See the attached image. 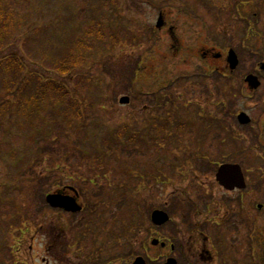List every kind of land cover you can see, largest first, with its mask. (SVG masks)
<instances>
[{"label": "rangeland", "instance_id": "obj_1", "mask_svg": "<svg viewBox=\"0 0 264 264\" xmlns=\"http://www.w3.org/2000/svg\"><path fill=\"white\" fill-rule=\"evenodd\" d=\"M241 2L0 0V58L16 52L26 75L0 69V264H128L132 257L121 255L130 250L133 259L161 261L153 238L177 245L165 254L179 262L210 251L214 264H251L261 254L264 88L251 91L242 80L256 59L230 74L225 59L202 58H226L229 49L240 56L245 18L256 16L264 31V4ZM160 15L165 27L157 30ZM68 59L77 61L72 76L57 73ZM43 80L75 93L81 116L51 95L39 117L27 118ZM18 83L24 91L9 107ZM241 113L250 125H240ZM166 119L160 150L154 142ZM128 128L141 132L129 146ZM224 164L242 168L246 191L218 185ZM70 188L82 207L71 217L45 202ZM156 210L171 217L159 237Z\"/></svg>", "mask_w": 264, "mask_h": 264}, {"label": "flooded vegetation", "instance_id": "obj_2", "mask_svg": "<svg viewBox=\"0 0 264 264\" xmlns=\"http://www.w3.org/2000/svg\"><path fill=\"white\" fill-rule=\"evenodd\" d=\"M261 2H262V4H264L263 1H261ZM256 3H257V1H253V0H249V2L242 0V2L240 4L244 8H246L250 5L252 7L256 6V8H257L260 3H257V4ZM255 18H256V16H255ZM255 18L254 19H250V18L243 19L244 24L242 25V33H241V41H240V48H241L240 57H243V59L241 60V58L239 57V60H240L239 68L246 65L247 61L249 60V57L250 58L255 57V59H256L255 60V63H256L255 69L252 70L248 74L244 71L242 80L244 82V85L245 86L247 85V87H249L248 83H247V78L249 76H254L260 82V86H259L260 88L259 89H262V88H264V83H263V81H264V31H263V29H261L259 20L255 19ZM209 56L212 57L213 54L212 53L203 54L204 58H207ZM234 73H235V71L230 72V74H234ZM259 89L255 90V91H258ZM259 102H260V104H264V100L259 101ZM175 116L176 115H174V117ZM176 118H177V116H176ZM161 123H165V122L160 121V124ZM159 147H160V150L164 149V147L161 146V144L159 145ZM155 180H157V179H155ZM158 182H161V180L160 181L158 180ZM159 184L161 185V183H159ZM246 190H247V188H245L244 190H235L234 192H244ZM59 192L63 195H66V196L68 195L67 190H63V191H59ZM228 193H230V192H228ZM77 200H78V198H77ZM193 210L195 211V208H193ZM263 210H264V206L259 205L258 211L262 213ZM61 214L69 216V217L78 215V214H71V213H67V212H63V211H61ZM192 214L196 215L195 212H192ZM222 219H224V218H222ZM170 222H171V218H170L169 223ZM169 223H166L160 227L153 226V233L157 235L159 233V231L161 229H163L164 227H166ZM150 238H149V240H150ZM153 241H156L157 243L156 244L151 243V246L154 249H160L159 258L160 259L162 258L161 261L159 259L153 260L149 257V255H146L145 257H137V258L133 259L132 250H130L129 252H127L126 254H123L121 256H125V258H128V260L131 259V257H132V259L129 261L128 264H133L138 258H143L145 260V264H167L169 258H168V255L165 254V252L168 249H170V251L172 253H176V251L179 250L177 248V245H174L172 243L170 244L166 240H161L160 238H156V239L153 238ZM147 250H148V248L145 247L144 251L147 252ZM206 255L208 258H205L203 256V258L200 260L189 259V260H185L182 262H179L176 259H174V260L176 261V264H214V263H216L215 259L217 257L215 256L214 253L207 251ZM117 257H118V255H115V258H117ZM121 261H122V259H121ZM117 262H119V260H115V262H113V263H117Z\"/></svg>", "mask_w": 264, "mask_h": 264}, {"label": "trees", "instance_id": "obj_3", "mask_svg": "<svg viewBox=\"0 0 264 264\" xmlns=\"http://www.w3.org/2000/svg\"><path fill=\"white\" fill-rule=\"evenodd\" d=\"M210 43H213V40H211L209 38V44ZM10 46V45H9ZM10 48V47H9ZM6 51V50H5ZM18 56L16 54V52H11L9 56H3L0 58V69H5V70H8V69H16L18 71H20V73L18 72V74H20V77L18 78L19 79H22V75H23V72L25 69H22L19 65V59ZM2 58H5L6 60H3ZM71 59V57H70ZM68 59V61H64L63 65L60 66L59 65V68L56 70L57 73H61L62 75H68V76H72L71 75V72L73 71V68H76V64H77V61H75V63L73 64L72 63V59L70 60ZM75 59V58H74ZM74 66V67H72ZM202 73V72H201ZM13 73H11V76H12ZM144 73H139V78H143L144 79ZM6 83L5 81L2 82V85ZM80 83V82H79ZM20 83L18 84H13L12 86V89L10 91H15L17 93V85H19ZM24 90H21L16 94L12 95L9 99L7 100L9 103H8V106L9 107H17L15 105V102L19 101V97L20 95L23 93ZM77 92V91H76ZM75 93H73L68 87H66L65 85L57 82V81H53V80H43V81H40V84H39V88L37 89V91H34L33 93V96H30L28 98V101H33L35 102L32 103V105H34L33 108H31V110L29 112H27L25 115L27 118H31L33 117L35 114L39 115V110L41 109V105L45 102V100L47 98H50L51 95H53V97L57 98V99H61V100H65L63 103L64 105L66 106V108L70 109V111L72 112H77L76 113L77 115L81 116V112H82V109L79 111V107L82 105V102L79 101V99H77V95H73ZM50 96V97H49ZM69 99V100H68ZM76 102L78 104V106H76ZM76 106V107H75ZM66 109V110H67ZM68 109V110H69ZM6 115H9L10 117H13V113L12 112H4ZM65 115L67 114V111L64 113ZM0 115H1V112H0ZM72 115V114H70ZM170 123V119H168L167 121H165V125H166V128H167V125H169ZM209 124V123H208ZM33 125V124H31ZM126 132V140H127V146H129L131 144V141L133 140L134 136H133V132L130 128L126 129L125 130ZM108 146L107 148L111 149V151L113 150L114 146L117 144L118 140H116V137L113 136L112 133H110V135H108ZM103 154V153H100V155ZM254 254L255 258L254 257H250V260H251V264H264V248H262V252L260 255H256L255 253H252ZM250 254V256L252 255Z\"/></svg>", "mask_w": 264, "mask_h": 264}, {"label": "water", "instance_id": "obj_4", "mask_svg": "<svg viewBox=\"0 0 264 264\" xmlns=\"http://www.w3.org/2000/svg\"><path fill=\"white\" fill-rule=\"evenodd\" d=\"M163 26H164V21L163 18L160 17L157 28L161 29ZM227 61L230 65L231 70L234 71L239 63L238 58L234 51H231L229 53V57ZM248 81L253 88H257L259 86L257 80L253 77H250ZM120 103L122 105L129 104L130 99L128 97L122 98L120 100ZM238 120L241 125H248L251 122L250 118L247 117L245 114H241L238 117ZM216 178L219 184L229 191H233L235 189H244L246 187L242 170L240 166L237 165L222 166L219 169ZM46 200L51 207L56 209H63L67 212H72V213H77L81 211V208L78 206L76 200L71 197H67V196L64 197L61 195H49ZM152 221L156 226H163L164 224L169 222V217L164 212L156 211L152 215ZM156 243H157L156 241L153 242V244ZM135 264H144V261L138 260ZM168 264H176V262L174 260H171Z\"/></svg>", "mask_w": 264, "mask_h": 264}]
</instances>
